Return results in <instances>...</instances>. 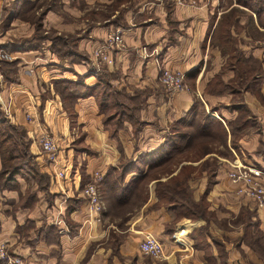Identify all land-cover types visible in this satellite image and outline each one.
<instances>
[{
	"label": "crops",
	"instance_id": "0c3cea01",
	"mask_svg": "<svg viewBox=\"0 0 264 264\" xmlns=\"http://www.w3.org/2000/svg\"><path fill=\"white\" fill-rule=\"evenodd\" d=\"M133 2L117 23L124 45L111 51V63L96 67L91 51L103 42L111 21L82 19L74 6H63L69 19L47 11L38 23L43 33H74L71 42L51 47L52 38H34L32 6L0 0V12L8 7L0 47L17 60L13 79L0 72V110L8 124L21 128L13 136L24 156L11 186L0 190V241L22 264H264V208L236 193L238 185L226 174L231 161L264 171V138L255 126L264 123V37L256 36L264 27L254 9L220 0ZM232 8L237 13L230 23L223 16ZM244 24L248 29L238 32L236 26ZM230 45L238 51L235 61ZM161 67L180 71L186 87H163ZM67 81H83L97 91L107 85L121 113L106 120L107 110L94 94L67 102L62 98ZM240 106L247 122L234 128ZM27 111L36 120H25ZM200 112L210 117L204 132H174L176 124L197 126ZM38 125L57 141L62 178L36 141ZM182 135L179 146L169 149L168 163L150 167L166 150V139ZM214 139L228 148L227 158L213 150ZM203 140L199 157L177 160ZM210 156L215 163L204 166ZM124 161L129 162L121 168ZM94 172L101 174L99 217L81 194ZM176 175H186L190 199L202 203L196 218L179 217L157 194L158 183L168 181L158 187L167 194L181 186L169 181ZM145 235L161 242V259L140 252Z\"/></svg>",
	"mask_w": 264,
	"mask_h": 264
},
{
	"label": "trees",
	"instance_id": "16d2710c",
	"mask_svg": "<svg viewBox=\"0 0 264 264\" xmlns=\"http://www.w3.org/2000/svg\"><path fill=\"white\" fill-rule=\"evenodd\" d=\"M20 1H21V4L28 3L29 5L32 4V2H33V0H20ZM245 6H247V5H245ZM247 7L254 8V10H255L254 12L256 14L258 24L260 26L264 27V4L258 5L255 7H251L250 5H248ZM236 11H237V9L232 8L223 17H228V19H226V20L231 23L234 15L237 13ZM223 17H222V19H223ZM51 41H52V45H51V47H52L53 45H56L58 43V41L59 42H66V39L59 36V35H55L52 37ZM16 63H17L16 59L5 60V61L1 62L2 65L0 67V71L2 72L4 78H10V79L14 78V75L16 73ZM64 85H65L64 88L61 87L64 90V95L62 94V98L64 100H66L67 102L71 103L72 99H75L79 96L94 94L97 96L98 101L101 103V108L102 109L106 108V110H107L106 120L114 118L116 116L115 115L116 112L118 114L121 113V111H119L120 106L117 103L118 102L117 97L114 95L110 96V90L111 89L105 84H103L99 88L100 91L95 90L93 85L85 84L83 81H75V82H68L67 81V83ZM105 105H106V107H105ZM238 110L241 111L240 118L238 119V120H240V122L238 123V125L236 124L234 126V128L241 126L245 122H247V120L244 118L246 116L244 108L240 106V107H238ZM192 111H193V107L190 109L189 112H192ZM201 115H203V116L200 117ZM188 117H189L188 113H185V115H183L184 120ZM205 118H208L206 120H209L210 117L208 114H204V112H200L199 116L197 118V126L194 127L196 130L204 132V119ZM191 120L193 121V116H192ZM178 128H180V126L178 124L174 125V132H176L177 134L186 133L185 131L182 132L181 130H178ZM229 128H230V126H229ZM20 129H21L20 127L19 128L13 127L10 124H8L7 120L5 119V117L3 116V114L0 110V157L2 160V168L0 169V190L7 188L8 186H11L10 181L14 180L13 176L15 174H17L19 167L24 162V156L21 153L22 148H21L20 144L18 143V141L13 136V132L18 131ZM223 132H224V135L226 136V132L225 131H223ZM182 137H183V135L178 136L175 139H172V138L166 139V142L163 145V148H165L166 150L164 151L163 154H161L160 156L151 160L150 167H153V166L158 165V164H164L165 162L168 163L167 161L169 160L168 159L169 157L167 156V153L169 152V149L172 150L173 144H176L177 146H179ZM184 141L186 142V139ZM203 152H202V150L200 152H197L196 158L199 157ZM145 156L149 157V158H153V156H155V153L152 155L147 154ZM189 158H191V157H189ZM128 162L129 161L122 162L121 168L126 167V164ZM126 169L127 168H125L124 170H126ZM170 169L171 168L168 166L167 171L170 172ZM124 170L122 173L126 172ZM157 173H158V171H157ZM150 175H153V174L151 173ZM172 176H174V175H172ZM179 177L180 176L176 175L175 177L170 178L169 181H171V182L172 181H179L181 186H179L178 188L175 187L174 189L171 188L169 190V193L167 194V192H164L163 189H159L158 187L161 185H167L168 181L163 182V183H158V186H156L157 194L160 198H163L164 200H166L165 201L166 204L171 209H175L178 211L177 214L179 217L188 216L190 218H196V215L194 214V212L195 211L199 212L200 207L202 206V203L200 201L194 202L193 200L190 199L189 191L187 189V185H186V183L183 184V181L186 180V175L182 176L181 178H179ZM209 181H211V180L209 179ZM208 186H209V184L207 185V187ZM207 187H206V189H207ZM204 209H205V204H204Z\"/></svg>",
	"mask_w": 264,
	"mask_h": 264
},
{
	"label": "built area",
	"instance_id": "2783aa9c",
	"mask_svg": "<svg viewBox=\"0 0 264 264\" xmlns=\"http://www.w3.org/2000/svg\"><path fill=\"white\" fill-rule=\"evenodd\" d=\"M177 3L182 0H174ZM124 45L122 38V29L120 27L110 28L106 33L103 42L93 47L91 51V57L95 60V66L100 64L111 63V51L114 48H119ZM142 52L146 55V51L142 49ZM12 55L10 52L0 47V60L10 59ZM159 81L163 87L170 91H178L184 89V76L180 71L173 70L167 67H161L159 72ZM4 107V106H3ZM33 109V108H31ZM7 112L8 108L4 107ZM25 120H36L34 113L27 111L24 114ZM36 141L42 151L46 154L47 159L51 163L52 170L56 176L62 178L64 172L57 166V141L56 139L43 127L37 126ZM228 178L231 182L236 183L239 187L236 190L237 193L247 196L254 200L257 207L264 208V186L261 182L263 171L254 165H245L240 162L234 163L232 168L228 170ZM101 179L99 172H94L91 175L89 181L85 183L81 190V194L85 197L89 208L98 215L104 208V204L101 200L97 189V182ZM139 250L142 254L152 257L154 259H161L163 256V248L161 242L151 236L145 235V237L139 242ZM0 264H22L20 258L17 255H13L8 251L5 242L0 241Z\"/></svg>",
	"mask_w": 264,
	"mask_h": 264
},
{
	"label": "rangeland",
	"instance_id": "374dc122",
	"mask_svg": "<svg viewBox=\"0 0 264 264\" xmlns=\"http://www.w3.org/2000/svg\"><path fill=\"white\" fill-rule=\"evenodd\" d=\"M187 1L190 3H193V4H200V2H201V0H187ZM4 4L7 5L8 2L5 1ZM220 4L226 5V6L229 4H238V5H242V6L250 5L251 7H255L258 5H263L264 0H220ZM30 5L33 7V10H32L30 17L33 21H35V22H33L30 19L34 23L33 24V35L35 34L34 38L38 37L40 35H45V36H48L50 38H52L55 35H59V36L65 38L66 40L68 39V41L71 42L70 40L72 37H74V33H72V34H69V33L57 34L54 31L55 29L47 30V33H43L44 29L39 28L38 23L41 21V18L44 17V15L46 14L47 11H51L55 14L62 15L64 17H66L67 19H69L70 18L69 14H68V12H66L67 10L65 8H63V6L66 5V8L74 6V7H76V9H78L79 12L81 11L82 19H88L90 21H96V22L97 21L98 22L107 21L108 24L111 21L112 25L110 26V28H115V27H119V25L117 23H122L124 21L128 8H130L132 5H134V2H133V0H94V1H88V0H33L32 4H30ZM251 9H254V8H251ZM2 13H3V15H2ZM238 14H243V15L247 16L246 12H242L240 10H238ZM7 16H8V7L3 12H0V30H2V32H3V23H5V21H7ZM115 23H116V25H115ZM238 28H240L239 30H244V29L247 30L248 25L244 24L243 26H236L237 31H238ZM222 29H223V27L221 28V30ZM0 34H1V31H0ZM256 36H258V38H259V36L263 38L264 37V31L257 29ZM261 44H264V42H262ZM229 52H230L229 54L232 56L233 60L235 61V58L238 55L237 49L236 48L233 49V46L230 45V51ZM10 55H12L10 59H1L0 60V67L2 65L1 64L2 61L15 59L13 52L12 53L10 52ZM238 67H239V69H245V66L243 65V63H240ZM251 68H253V67H251ZM256 70H257V68H256ZM1 74H2V72H1ZM252 75H253V73H250V76H252ZM256 79H257L256 84L259 85L261 82L260 75H257ZM243 83H244V81H243ZM252 83H253V78H252ZM241 85H243V84H241ZM251 88L253 89V87H251ZM255 91H257V88H255ZM255 95L259 97L258 92H256ZM239 97H240V95H239ZM202 116L203 115H201L200 117H202ZM252 117L255 118L256 116H252ZM255 126H257V128H259V131L263 134V138H264V123L258 124V122H257ZM178 130H181L182 132L183 131H185V132H196L197 131L195 128L191 129V128H187V127L184 129L180 127V128H178ZM217 142L218 141L215 139L211 142L214 144L213 148L215 147V149H213V150H215V152L221 153L222 155H224V157L227 158L230 155V151H228V148L226 146H225V148L222 147L220 142H218V145H217L216 144ZM203 144H205V140H203L201 143L200 142L196 143L194 141V146L192 148H190V149H193L192 153L191 154H184L183 153L177 158V160L179 161L184 157H186V158L191 157L193 159L196 158L197 152H200L201 150H202V152L204 151V146H202ZM260 147L261 146H259L258 148H260ZM215 159H216L215 156H213V157L210 156V157L204 159V166H207V167L211 166L212 167L213 163H215ZM234 163H237V161H231L230 167L228 168V170H230L232 168ZM170 165H172V164H170ZM228 170L226 171V174L228 173ZM161 171H164L161 174L165 175L166 169H162ZM263 173H264V171H263ZM263 175H262V179H263ZM262 179H261V182L264 186ZM238 187L239 186H237V189H238ZM249 199H251V198H249Z\"/></svg>",
	"mask_w": 264,
	"mask_h": 264
}]
</instances>
